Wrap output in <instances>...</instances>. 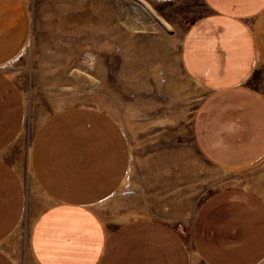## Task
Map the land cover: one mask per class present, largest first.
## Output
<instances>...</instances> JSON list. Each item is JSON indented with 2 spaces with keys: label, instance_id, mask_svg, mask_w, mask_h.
<instances>
[{
  "label": "crops",
  "instance_id": "obj_1",
  "mask_svg": "<svg viewBox=\"0 0 264 264\" xmlns=\"http://www.w3.org/2000/svg\"><path fill=\"white\" fill-rule=\"evenodd\" d=\"M166 2L171 0H146ZM187 28L181 64L209 95L196 144L214 166L245 169L264 158V95L248 82L264 66V0H201ZM27 0H0V264H18L8 239L28 209V189L6 153L27 121V102L7 65L27 47ZM43 193L30 237L33 264H262L264 199L244 188L208 198L189 224L155 218L118 223L108 205L132 165L128 136L99 108L71 107L40 127L32 149Z\"/></svg>",
  "mask_w": 264,
  "mask_h": 264
},
{
  "label": "rangeland",
  "instance_id": "obj_2",
  "mask_svg": "<svg viewBox=\"0 0 264 264\" xmlns=\"http://www.w3.org/2000/svg\"><path fill=\"white\" fill-rule=\"evenodd\" d=\"M27 1L31 39L6 67L28 112L6 153L29 194L26 218L7 241L18 264H33L31 228L46 203L33 177L34 140L66 107L99 108L128 136L131 170L108 202L123 213L118 223L155 218L189 224L208 198L226 189L252 190L264 199V158L245 169L219 168L196 144L195 122L209 93L185 73L181 47L187 28L206 13L201 0ZM248 84L264 95V66Z\"/></svg>",
  "mask_w": 264,
  "mask_h": 264
},
{
  "label": "bare ground",
  "instance_id": "obj_3",
  "mask_svg": "<svg viewBox=\"0 0 264 264\" xmlns=\"http://www.w3.org/2000/svg\"><path fill=\"white\" fill-rule=\"evenodd\" d=\"M163 23L166 26V28H171V26L166 21H163ZM137 25H138L137 23H136V25H132V28L133 27H134V29L139 28Z\"/></svg>",
  "mask_w": 264,
  "mask_h": 264
}]
</instances>
